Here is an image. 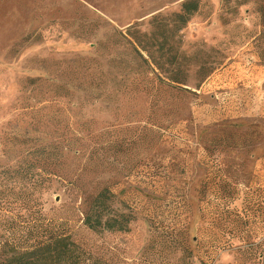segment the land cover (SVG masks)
Instances as JSON below:
<instances>
[{"label":"rangeland","instance_id":"rangeland-1","mask_svg":"<svg viewBox=\"0 0 264 264\" xmlns=\"http://www.w3.org/2000/svg\"><path fill=\"white\" fill-rule=\"evenodd\" d=\"M183 1L0 0V247L36 200L87 264H264V0ZM104 187L127 231L82 223Z\"/></svg>","mask_w":264,"mask_h":264},{"label":"trees","instance_id":"trees-1","mask_svg":"<svg viewBox=\"0 0 264 264\" xmlns=\"http://www.w3.org/2000/svg\"><path fill=\"white\" fill-rule=\"evenodd\" d=\"M198 3V0H184L182 2L181 12L174 15L175 22L179 23V25L173 27L175 32H179L188 22L190 16L198 10ZM160 44L164 46V43ZM145 47L142 48L148 52V49L152 48V44L149 43ZM147 56L148 59L142 58V61L148 62L147 60H149L155 65L153 57L149 53ZM175 56L173 58L176 60ZM156 79L158 82H164V79L158 75ZM165 79L169 84H174V86L182 83L176 77ZM137 82L140 83L139 81ZM141 84L143 85L144 83L141 82ZM36 153L46 155L44 158L47 160L50 156L49 151L44 149L38 148L31 155L34 156ZM61 157L63 158L64 156L61 155ZM38 162H40V159H36L31 164L32 167H35ZM63 172L61 178L66 175L65 171ZM215 178L216 176L210 179L208 183H202L199 190L200 202L203 203V200L208 198L207 195L209 194L214 199L220 196L219 191L222 188V184L216 182ZM222 181H225V179ZM35 191L36 185L32 183V196ZM226 194V198H228L230 192ZM111 196L112 193L107 187L99 189L93 195H87L84 200L85 208L82 212V223L86 227L93 231H127L132 220L131 215L113 211L109 204ZM30 206L31 213L36 214L38 212V201L32 200ZM33 214L30 215L28 220L29 230L26 234L19 238H13L14 241L1 243L0 264H87L86 261L91 259V254L71 238L70 234L66 232V228L63 227V223L56 219H47L42 215L35 217ZM181 244L187 249L184 242L181 241Z\"/></svg>","mask_w":264,"mask_h":264}]
</instances>
